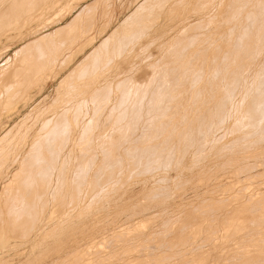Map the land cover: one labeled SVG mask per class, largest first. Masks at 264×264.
Returning a JSON list of instances; mask_svg holds the SVG:
<instances>
[{"label":"rangeland","instance_id":"obj_1","mask_svg":"<svg viewBox=\"0 0 264 264\" xmlns=\"http://www.w3.org/2000/svg\"><path fill=\"white\" fill-rule=\"evenodd\" d=\"M29 1L0 0V264H264V0Z\"/></svg>","mask_w":264,"mask_h":264},{"label":"bare ground","instance_id":"obj_2","mask_svg":"<svg viewBox=\"0 0 264 264\" xmlns=\"http://www.w3.org/2000/svg\"><path fill=\"white\" fill-rule=\"evenodd\" d=\"M28 1H29V0H28ZM32 1H33V0H32ZM29 2H31V1H29ZM257 3H258V2H257ZM8 4H9V3H8ZM26 5H27V4H26ZM9 6H10V5H9ZM13 6H14V5H13ZM36 6H37V4H36ZM243 7H244V6H243ZM256 7H257V6H256ZM261 7H262V5H261ZM33 8H34V7H33ZM262 8H263V7H262ZM9 9H10V8H9ZM19 9H20V11H21V8H19ZM237 9H238V8H237ZM237 9H236V10H237ZM242 9H243V8H242ZM34 10H35V9H34ZM87 10H88V9H87ZM239 10H240V9H239ZM0 11H1V9H0ZM46 11H47V10H46ZM234 11H235V10H234ZM245 11H246V10H245ZM13 12H14V11H13ZM28 12H29V11H28ZM42 12H43V11H42ZM240 12H241V11H240ZM243 12H244V9H243ZM255 12H256V11H255ZM263 12H264V11H263ZM32 13H33V12H32ZM236 13H237V12H236ZM246 13H247V12H246ZM252 13H253V12H252ZM33 14H34V13H33ZM238 14H239V12H238ZM249 15H250V12H249ZM249 15H248V16H249ZM1 16H2V15H1ZM13 16H15V15H13ZM13 16H12V17H13ZM232 16H233V15H232ZM246 16H247V15H246ZM255 16H256V15H255ZM257 16H258V15H257ZM259 16H260V15H259ZM12 17H9V18H12ZM88 17H89V16H88ZM252 17H253V15H252ZM252 17H251V19H252ZM25 18H26V17H25ZM243 19H244V18H243ZM262 19H263V18H262ZM10 20H11V19H10ZM0 21H1V20H0ZM4 21H5V20H4ZM86 21H87V20H86ZM246 21H247V20H246ZM251 21H252V20H251ZM251 21H250V22H251ZM258 21H259V20H258ZM260 21L262 22V20H260ZM7 22H8V21H7ZM232 22H233V21H232ZM244 22H245V21H244ZM253 22H254V21H253ZM263 22H264V21H263ZM252 24H253V23H252ZM210 25H211V24H210ZM230 25H231V24H230ZM243 25H244V24H243ZM250 25H251V24H249V26H250ZM253 25H254V24H253ZM260 25H261V24H260ZM260 25H258V26H260ZM0 26L2 27V25H0ZM7 26H9V25L7 24ZM7 26H6V27H7ZM13 26H14V25H13ZM256 26H257V25H256ZM26 27H27V25H26ZM203 27H204V26H203ZM243 27H244V26H243ZM246 27H247V26H246ZM238 28H239V26H238ZM247 28H248V27H247ZM257 28H258V27H257ZM2 29H3V28H2ZM25 29H26V28H25ZM236 29H237V28H236ZM245 29H246V28H245ZM245 29L243 28V31H244V32H248V31H245ZM260 29H261V26H260ZM262 29H264V28H262ZM198 30H199V29H198ZM232 30H233V29H232ZM247 30H248V29H247ZM253 30H254V28H253ZM16 31H17V30H16ZM94 31H95V30H94ZM250 31H251V30H250ZM256 31H257V30H256ZM261 31H262V30H261ZM263 31H264V30H263ZM263 31H262V32H263ZM4 32H5V31H4ZM65 32H66V31H65ZM200 32H201V31H200ZM254 32H255V31H254ZM257 32H258V31H257ZM238 33H239V32H238ZM259 33H261V32H259ZM259 33H258V34H259ZM239 34H240V33H239ZM19 35H20V34H18L17 37H18ZM261 35H262V34H261ZM263 35H264V34H263ZM263 35H262V36H263ZM10 36H11V35H10ZM200 36H201V35H200ZM222 36H223V35H222ZM238 36H239V35H238ZM243 36H244V33H243ZM249 36H250V34H249ZM252 36H255V35H252ZM8 37H9V36H8ZM245 37H246V36H245ZM245 37H244V38H245ZM250 37H251V36H250ZM258 37L262 38L260 35H259ZM219 38H220V37H219ZM234 38H235V37H234ZM260 38H258V40H260ZM75 39H76V38H75ZM235 39H236V38H235ZM245 39H246V38H245ZM249 39H252V38H249ZM254 39H255V38H254ZM70 40H71V39H70ZM72 40H73V39H72ZM197 40H198V39H197ZM261 40H263V39H261ZM41 41H42V40H41ZM230 41H231V39H230ZM233 41H234V40H233ZM245 41H246V40H245ZM245 41H243V43H245ZM254 41H255V40H254ZM69 42H70V41H69ZM71 42H72V41H71ZM180 42H181V41H180ZM191 42H192V41H191ZM255 42H256V41H255ZM201 43H202V41H201ZM213 43H214V42H213ZM234 43H235V42H234ZM241 43H242V42H241ZM241 43H239V45H240ZM248 43H249V42H248ZM258 43H260V42H258ZM189 44H190V43H188L186 46H188ZM191 44H192V43H191ZM226 44H227V43H226ZM250 44H251V43H250ZM253 44H254V42L252 43V45H253ZM3 45H4V44H3ZM182 45H183V44H182ZM235 45H236V44H235ZM239 45H238V46H239ZM242 45H243V44H242ZM262 45H263V43H262ZM35 46H36V45H35ZM186 46H185V48H186ZM190 46H191V45H190ZM209 46H210V44H209ZM238 46H237V47H238ZM243 46H244V45H243ZM257 46H258V45H257ZM28 47H29V46H28ZM178 47H179V46H178ZM183 47H184V46H183ZM192 47H193V46H192ZM235 47H236V46H235ZM235 47H234V48H235ZM258 47H259V46H258ZM260 47H261V46H260ZM200 48H201V47H200ZM206 48H207V47H206ZM242 48H243V47H242ZM34 49H35V48H34ZM183 49H184V48H183ZM187 49H189V47H187ZM202 49H203V48H202ZM236 49H237V48H236ZM238 49H239V47H238ZM244 49H246V48H244ZM252 49H254V48H252ZM260 49H261V48H260ZM178 50H179V49H178ZM254 50H255V49H254ZM220 51H221V50H220ZM220 51H219V52H220ZM259 51H260V50H259ZM239 52H240V51H239ZM245 52H246V51H245ZM251 52H252V51H251ZM263 52H264V51H263ZM169 53H170V52H169ZM172 53H173V52H172ZM174 53H175V52H174ZM191 53H192V52H191ZM232 53H233V52H232ZM253 53H254V52H253ZM253 53H252V54H253ZM259 53H260V52H259ZM197 54H198V53H197ZM252 54H251V55H252ZM56 55H57V54H56ZM195 55H196V53H195ZM185 56H186V55H185ZM215 56H216V55H215ZM223 56H224V55H223ZM236 56H237V54H236ZM239 56H240V55H239ZM241 56H242V55H241ZM247 56H248V55H247ZM247 56H246V57H247ZM253 56H254V55H253ZM41 57H42V56H41ZM176 57H177V56H176ZM216 57H217V56H216ZM225 57H227V56H225ZM228 57H229V56H228ZM173 58H174V57H173ZM178 58H180V57L178 56ZM195 58H196V57H195ZM239 58H241V57H239ZM242 58H243V57H242ZM244 58H245V57H244ZM212 59H213V57H212ZM40 60H41V59H39V61H40ZM181 60H182V59H181ZM228 60H229V58H228ZM235 60H236V59H235ZM235 60H234V61H235ZM240 60H241V59H240ZM247 60H248V59H247ZM251 60H252V59H251ZM41 61H42V60H41ZM44 61H45V60H44ZM191 61H192V59H191ZM196 61H197V60H196ZM214 61H215V60H214ZM216 61H217V59H216ZM231 61H232V59H231ZM167 62H168V61H167ZM221 62H222V60H221ZM242 62H243V60H242ZM249 62H251V61H249ZM188 63H189V62H188ZM215 63H216V62H215ZM222 63H223V62H222ZM226 63H227V62H226ZM237 63H238V62H237ZM36 64H37V63H36ZM38 64H39V63H38ZM191 64H192V63H191ZM230 64L232 65V63H230ZM238 64H239V63H238ZM240 64H241V63H240ZM250 64H251V63H250ZM172 65H173V64H172ZM189 65H190V64H189ZM212 65H213V64H212ZM223 65H224V64H223ZM225 65H226V64H225ZM228 65H229V64H228ZM231 65H230V67H231ZM42 66H43V65H42ZM52 66H53V65H52ZM217 66H218V65H217ZM217 66H216V67H217ZM244 66H245V65H244ZM211 67H212V66H211ZM213 67H214V66H213ZM219 67H220V65H219ZM242 67H243V66H242ZM242 67L240 66V68H242ZM49 68H50V67H49ZM171 68H172V67H171ZM222 68H223V67H222ZM19 69H20V68H19ZM172 69H173V68H172ZM172 69H171V70H172ZM186 69H187V68H186ZM186 69H185V70H186ZM220 69H221V68H220ZM226 69H227V68H226ZM17 70H18V69H17ZM47 70H48V69H47ZM175 70H176V69H175ZM187 70H188V69H187ZM192 70H193V68H192ZM200 70H201V69H200ZM216 70H219V69L216 68ZM15 71H16V70H15ZM33 71H34V70H33ZM167 71H170V70H167ZM190 71H191V70H190ZM239 71H240V69H239ZM239 71H238V73H239ZM262 71H263V70H262ZM34 72H35V71H34ZM42 72H43V71H42ZM172 72H173V71H172ZM214 72H215V71H214ZM223 72H224V71H223ZM263 72H264V71H263ZM168 73H169V72H168ZM184 73H185V72H183L182 75H184ZM186 73H187V72H186ZM231 73H232V72H231ZM13 74H14V73H13ZM35 74H36V73H35ZM175 74H176V73H175ZM188 74H189V73H188ZM199 74H200V73H199ZM202 74H203V73H202ZM207 74H208V73H207ZM234 74H236V73H234ZM258 74H259V73H258ZM262 74H263V73H262ZM16 75H18V74L16 73ZM31 75H32V74H31ZM186 75H187V74H186ZM231 75H232V74H231ZM237 75H238V74H237ZM170 76H171V75H170ZM179 76H180V75H179ZM184 76H185V75H184ZM188 76H189V75H188ZM195 76H196V75H195ZM200 76H202V75H200ZM200 76H199V77H200ZM239 76H241V74H240ZM14 77H16V76H14ZM34 77H35V76H34ZM163 77H164V76H163ZM173 77H174V75H173ZM231 77H232V76H231ZM237 77H238V76H237ZM167 78H168V77H167ZM179 78H180V77H179ZM182 78H183V76H182ZM192 78H193V77H192ZM215 78H216V77H215ZM218 78H219V77H218ZM260 78H261V77H260ZM28 79H29V78H28ZM152 79H154V78H152ZM186 79H187V78H186ZM186 79H185V81H186ZM200 79H201V78H200ZM210 79H212V76H211ZM227 79H228V78H227ZM230 79H232V78H230ZM230 79H229V80H230ZM35 80H36V79H35ZM162 80H163V79H162ZM165 80H166V79H165ZM174 80H175V79H174ZM174 80H173V81H174ZM213 80H214V78H213ZM31 81H32V80H31ZM153 81H154V80H153ZM194 81H195V80H194ZM216 81H217V80H216ZM234 81H235V77H234ZM236 81H237V80H236ZM239 81H240V80H239ZM244 81H245V80H244ZM259 81H261V83H258L259 85H258V84H257V85L260 86V89H261V87H262L261 85H262L263 79H261V80H259ZM150 82H151V81H150ZM171 82H172V80H171ZM175 82H176V81H175ZM186 82H187V81H186ZM213 82H214V81H213ZM23 83H24V82H23ZM163 83H164V81H163ZM166 83H167V82H166ZM181 83H183V82H181ZM217 83H218V82H217ZM229 83H230V82H229ZM3 84H4V83H3ZM24 84H25V83H24ZM24 84H23V85H24ZM128 84H129V82H128ZM138 84H139V83H138ZM140 84H141V83H140ZM172 84H174V83H172ZM179 84H180V83H179ZM183 84H184V83H183ZM198 84H199V83H198ZM236 84H237V83H236ZM260 84H261V85H260ZM17 85H18V84H17ZM157 85H158V84H157ZM170 85H171V84H170ZM190 85H192V84H190ZM195 85H196V84H195ZM195 85H194V86H195ZM229 85H230V84H229ZM232 85H233V84H232ZM232 85H230V86H232ZM252 85H254V83H253ZM15 86H16V85H15ZM20 86H21V85H20ZM148 86H149V84H148ZM148 86H147V87H148ZM158 86H159V85H158ZM161 86H162V85H161ZM164 86H165V85H164ZM173 86H174V85H173ZM181 86H182V85H181ZM215 86H216V85H215ZM258 86H257V87H258ZM156 87H157V86H156ZM159 87H160V86H159ZM165 87H166V86H165ZM208 87H209V86H208ZM217 87H218V86H217ZM228 87H229V86H228ZM233 87H234V86H233ZM237 87H238V86H237ZM250 87H251V86H250ZM13 88H14V87H13ZM31 88H32V87H31ZM41 88H42V87H41ZM140 88H141V86H140ZM176 88H177V87H176ZM192 88H193V87H192ZM225 88H226V87H225ZM225 88H224V90L227 89V88H226V89H225ZM238 88H240V87H238ZM263 88H264V86H263ZM2 89H3V88H2ZM125 89H126V88H125ZM136 89H138V87H137ZM177 89H178V88H177ZM197 89H198V88H197ZM209 89H210V88H209ZM234 89H235V88H234ZM252 89H253V88H252ZM256 89H257V88H256ZM256 89H255V90H256ZM258 89H259V87H258ZM20 90H21V88H20ZM156 90H158V88H157ZM229 90H231V89L229 88ZM126 91H129V90H126ZM126 91H125V92H126ZM141 91H142V89H141ZM145 91H146V90H145ZM158 91H159V90H158ZM162 91H163V90H162ZM198 91H199V90H198ZM232 91H233V90H232ZM236 91H237V90H236ZM262 91H264V89L261 90L260 92L262 93ZM19 92H20V91H19ZM125 92H124V93H125ZM137 92H139V90L136 91V93H137ZM148 92H149V91H148ZM148 92L146 91V93H148ZM159 92H160V91H159ZM164 92H165V91H164ZM255 92L257 93V90H256ZM260 92H259V90H258V94H259V95L257 94L258 97H259V96H260V97L262 96V95H260ZM3 93H4V92H3ZM25 93H26V92H25ZM126 93H127V92H126ZM143 93H144V91H143ZM153 93H154V92H153ZM156 93L158 94V92H156ZM197 93H198V92H197ZM200 93H201V92H200ZM206 93H207V92H206ZM224 93H225V92H224ZM234 93H235V92H234ZM263 93H264V92H263ZM263 93H262V94H263ZM10 94H11V93H10ZM12 94H13V93H12ZM18 94H19V93H18ZM128 94H129L128 97H130V93H129V92H128ZM144 94H145V93H144ZM154 94H155V93H154ZM157 94H155V95L158 96ZM230 94H231V93H230ZM24 95H25V94H24ZM27 95H28V94H27ZM134 95H135V94H134ZM134 95H133V96H134ZM138 95H139V94H138ZM200 95H201V94H200ZM207 95H208V94H207ZM217 95H218V94H217ZM254 95H256V94L254 93ZM141 96H142V95H141ZM153 96H154V95H153ZM160 96H161V95H160ZM160 96H159V97H160ZM165 96H166V95H165ZM194 96L196 97V95H194ZM201 96H202V95H201ZM211 96H212V94H211ZM222 96H223V95H222ZM263 96H264V95H263ZM263 96H262V97H263ZM1 97H2V96H1ZM10 97H11V96H10ZM95 97H96V96H95ZM135 97H136V96H135ZM218 97H219V96H218ZM220 97H221V95H220ZM220 97H219V98H220ZM231 97H232V96H231ZM250 97H251V96H250ZM124 98H125V97H124ZM124 98H123V99H124ZM138 98H139V96L137 97V99H138ZM140 98H141V97H140ZM142 98H143V97H142ZM173 98H174V97H173ZM180 98H181V97H180ZM198 98L200 99V97H198ZM207 98H208V97H207ZM213 98H216V97H213ZM254 98L257 99L256 96H253V100H255ZM9 99H10V98H9ZM128 99H129V98H128ZM145 99H146V98H145ZM145 99H144V100H145ZM153 99H154V97H153ZM155 99H156V98H155ZM157 99H159V98H157ZM161 99L164 100V97L161 98ZM167 99H168V98H167ZM194 99H195V98H194ZM222 99H226V98H222ZM231 99H232V98H231ZM241 99H242V98H241ZM251 99H252V98H251ZM96 100H97V99H96ZM96 100H95V101H96ZM151 100H152V99H150V101H151ZM169 100H170V99H169ZM171 100H172V99H171ZM257 100H259V102L263 101L262 99H257ZM257 100H255L256 102L254 101V102L256 103V105H258V104H257ZM260 100H261V101H260ZM119 101L122 102L121 100H119ZM130 101H131V100H130ZM135 101H136V99H135ZM137 101H138V100H137ZM140 101H142V100L140 99ZM159 101H160V100H159ZM192 101H193V100H192ZM200 101H201V100H200ZM218 101H219V99H218ZM220 101H221V100H220ZM125 102H126V98H125ZM166 102H167V101H166ZM194 102H195V100H194ZM197 102H198V101H197ZM224 102H225V101H224ZM249 102H251V103L253 104V102H252L251 100H250ZM122 103H123V102H122ZM126 103H127V102H126ZM151 103H152V102H151ZM162 103H164V102L162 101ZM263 103H264V101L261 102V103H259V106H260L261 104H262V105H261L260 108H259V106H258V109L264 108V107H262V106H264ZM2 104H3V103H2ZM127 104H128V103H127ZM130 104H131V103H130ZM132 104H133V103H132ZM164 104H165V103H164ZM238 104H239V103H238ZM252 104H251V105H252ZM123 105H124V104H123ZM133 105H134V104H133ZM160 105H162V104H160ZM192 105H194V104H192ZM217 105H218V104H217ZM222 105H223V104H222ZM241 105H242V104H241ZM247 105H248V104H247ZM249 105H250V104H249ZM1 106H2V105H1ZM4 106H5V105H4ZM128 106H129V105H128ZM150 106H151V105H150ZM245 106H246V105H245ZM253 106H255V105H253ZM151 107H152V109H153V103H152V106H151ZM156 107H157V105H156ZM158 107H159V106H158ZM188 107H189V106H188ZM212 107H214V106H212ZM226 107H227V106H226ZM251 107H252V106H251ZM126 108H127V107H126ZM126 108H125V109H126ZM133 108H134V107H133ZM159 108H160V107H159ZM218 108L221 109L219 106H218ZM246 108H249V106H247ZM246 108H245V110H246ZM253 108H254V107H252L250 110L252 111ZM169 109H170V108H169ZM171 109H172V108H171ZM224 109H225V108H224ZM237 109H238V108H237ZM127 110H128V109H127ZM153 110H154V109H153ZM156 110H157V109H156ZM183 110H184V109H183ZM247 110H248V109H247ZM254 110L257 111V107H256ZM254 110H253V111H254ZM261 110H262V109H261ZM261 110H259V114H261V112L264 111V110H263V111H261ZM5 111H7V110H5ZM8 111H9V110H8ZM131 111H132V110H131ZM142 111H143V109H142ZM147 111H148V110H147ZM171 111H172V110H171ZM219 111H220V110H219ZM251 111H250V113H249V112H248V113L251 114V113L253 112V111H252V112H251ZM256 111H254V113H255ZM17 112H19V111H17ZM121 112H122V111H121ZM121 112H120V113H121ZM139 112H140V111H139ZM149 112H150V111H149ZM152 112H153V111H152ZM152 112H151V113H152ZM154 112H155V111H154ZM156 112H157V111H156ZM167 112H168V111H167ZM188 112H189V111H188ZM222 112H223V111H222ZM123 113H124V111H123ZM125 113H126V112H125ZM132 113H133V112H132ZM132 113H131V114H132ZM140 113H141V112H140ZM140 113H139V114H140ZM144 113H145V112H144ZM164 113H165V112H164ZM190 113H191V112H190ZM197 113H198V112H197ZM213 113H214V112H213ZM215 113H216V110H215ZM219 113H221V112H219ZM234 113H235V111H234ZM245 113H247V112H244V113H243V116H244ZM257 113H258V112L255 113V116H256ZM133 114H134V113H133ZM137 114H138V113H137ZM152 114H153V113H152ZM168 114H169V113H168ZM194 114H196V112H195ZM239 114H240V112H239ZM122 115H123V114H122ZM134 115H135V114H134ZM146 115H147V114H146ZM146 115H145V116H146ZM160 115H161V114H160ZM206 115H207V114H206ZM210 115H211V114H210ZM246 115H247V114H246ZM246 115H245V116H246ZM251 115H252V116H250V117H253V113H252ZM123 116H125V114H124ZM127 116H128V115H127ZM141 116H142V115H141ZM161 116H162V115H161ZM211 116H212V115H211ZM211 116H210V117H211ZM214 116H215V115H214ZM216 116H217V115H216ZM228 116H229V115H228ZM259 116H260V115L257 114L256 117H259ZM98 117H99V116H98ZM119 117H120V115H119ZM159 117H160V116H159ZM218 117H219V115H218ZM220 117H221V116H220ZM256 117H255V122L259 121V120H257L258 118H256ZM117 118H118V117H117ZM124 118H125V117H124ZM135 118H136V117H135ZM172 118H173V117H172ZM172 118H171V119H172ZM181 118H182V117H181ZM184 118H185V117H184ZM230 118H231V117H230ZM233 118H234V117H233ZM235 118H236V117H235ZM240 118H241V116H240ZM248 118H249V117H248ZM259 118H262V116L259 117ZM263 118H264V116H263ZM263 118H262L261 122L263 121ZM137 119H138V118H137ZM154 119H155V118H154ZM168 119H169V118H168ZM200 119H201V118H200ZM217 119H218V118H217ZM245 119H246V118H245ZM149 120H150V119H149ZM184 120H185V119H184ZM202 120H203V119H202ZM205 120H206V118H205ZM230 120H231V119H230ZM238 120H239V119H238ZM250 120H253V121H254V119H252V118H251ZM256 120H257V121H256ZM90 121H93V120H90ZM132 121H133V120H132ZM196 121H198V120H196ZM200 121H201V120H200ZM211 121H213V120H211ZM223 121H224V120H223ZM172 122H173V121H172ZM198 122H199V121H198ZM207 122H208V121H207ZM207 122H206V123H207ZM243 122H244V121H243ZM261 122H260V123H261ZM89 123L92 124V122H89ZM128 123H129V122H128ZM134 123H135V122H134ZM180 123H182V122H180ZM193 123H194V122H193ZM221 123H222V122H220V124H221ZM251 123L253 124V122H251ZM257 123H259V122H257ZM260 123H259V124H260ZM57 124H58V123H57ZM163 124H164V123H163ZM176 124H177V123H176ZM182 124H183V123H182ZM190 124H191V123H190ZM220 124H219V125H220ZM223 124H224V123H223ZM237 124H238V123H237ZM255 124H256V123H255ZM61 125H62V124H61ZM66 125H67V122H66ZM88 125H89V124H88ZM178 125H179V124H178ZM201 125H202V124H201ZM208 125H209V124H208ZM242 125H243V124H242ZM256 125H258V124H256ZM132 126H133V125H132ZM190 126H191V125H190ZM210 126H211V124H210ZM64 127H65V126H64ZM129 127H130V126H129ZM149 127H150V126H149ZM164 127H165V126H164ZM173 127H174V126H173ZM180 127H181V124H180ZM203 127H204V125H203ZM203 127H201V128H203ZM208 127H209V126H208ZM217 127H218V126H217ZM242 127H243V126H242ZM242 127H241V128H242ZM248 127H249V125H248ZM122 128H123V127H122ZM124 128H125V127H124ZM168 128H169V126H168ZM171 128H172V127H171ZM174 128H175V127H174ZM192 128H193V127H192ZM235 128H236V127H235ZM60 129H61V128H60ZM60 129L58 128V130H60ZM63 129H64V128H63ZM143 129H144V128H143ZM162 129H163V128H162ZM165 129H166V127H165ZM222 129H223V128H222ZM247 129H248V128H247ZM247 129H246V130H247ZM254 129H255V128H254ZM261 129H262V128H261ZM261 129H260V130H261ZM159 130H160V128H159ZM195 130H196V129H195ZM199 130H200V129H199ZM201 130H202V129H201ZM204 130H205V128H204ZM230 130H231V129H230ZM255 130H256V129H255ZM53 131H54V130H53ZM56 131H57V130H56ZM64 131H65V130H64ZM126 131H127V130H126ZM137 131H138V130H137ZM162 131H163V130H162ZM162 131H161V132H162ZM178 131H179V130H178ZM232 131H234V130H232ZM232 131H231V132H232ZM250 131H253V129L250 130ZM258 131H259V130H258ZM262 131H263V130H262ZM58 132H59V131H58ZM123 132H124V131H123ZM185 132L187 133V130H186ZM185 132H184V133H185ZM200 132H201V131H200ZM263 132H264V131H263ZM140 133H141V132H140ZM143 133H144V132H143ZM190 133H191V132H190ZM196 133H197V132H196ZM203 133H204V132H203ZM206 133H207V132H206ZM232 133H233V132H232ZM260 133H261V132H260ZM120 134H121V133H120ZM124 134H125V133H124ZM147 134H148V133H147ZM199 134H200V133H199ZM250 134H251V133H250ZM262 134H263V133H262ZM55 135H56V134H55ZM65 135H66V134H65ZM112 135H113V134H112ZM117 135H118V133H117ZM122 135H123V134H122ZM133 135H134V134H133ZM135 135H136V134H135ZM148 135H149V134H148ZM150 135H151V134H150ZM160 135H161V134H160ZM171 135H172V134H171ZM171 135H170V136H171ZM179 135H181V134H179ZM182 135H183V134H182ZM187 135H188V133L186 134V136H187ZM207 135H208V133H207ZM223 135H224V134H223ZM251 135H252V134H251ZM48 136H49V135H48ZM155 136H156V135H155ZM155 136H154V138H155ZM183 136H184V135H183ZM186 136H185V137H186ZM228 136H229V135H228ZM252 136H253V135H252ZM254 136H255V135H254ZM123 137H124V136H123ZM148 137H149V136H148ZM152 137H153V136H152ZM158 137H159V136H158ZM165 137H166V136H165ZM188 137H189V135L187 136V138H188ZM200 137H201V136H200ZM47 138H48V137H47ZM51 138H52V137H51ZM60 138H61V137H60ZM64 138H67V137H64ZM91 138H92V137H91ZM154 138H153V139H154ZM193 138H194V137H193ZM193 138H192V139H193ZM242 138H243V137H242ZM242 138H241V139H242ZM44 139H45V137H44ZM126 139H127V138H126ZM140 139H141V138H140ZM146 139H147V138H146ZM150 139H151V137H150ZM177 139H178V138H177ZM192 139H191V140H192ZM237 139H238V138H237ZM241 139H240V140H241ZM57 140H58V139H57ZM99 140H100V139H99ZM137 140H138V139H137ZM137 140H136V141H137ZM154 140H155V139H154ZM185 140H186V139H185ZM189 140H190V139H189ZM193 140H194V139H193ZM195 140H196V139H195ZM246 140H247V139H246ZM42 141H43V139H42ZM66 141H67V139H66ZM77 141H78V140H77ZM81 141H82V140H81ZM89 141H90V140H89ZM93 141H94V140H93ZM116 141H117V140H116ZM162 141H163V140H162ZM179 141H180V139H179ZM198 141H199V140H198ZM219 141H220V140H219ZM238 141H239V140H238ZM243 141H244V138H243ZM243 141H242V142H243ZM44 142H45V140H44ZM46 142H47V141H46ZM54 142H55V141H54ZM54 142H53V144H54ZM111 142H112V141H111ZM125 142H126V141H125ZM159 142H160V140H159ZM168 142H169V141H168ZM181 142H182V141H181ZM184 142H185V141H184ZM187 142H188V141H187ZM50 143H51V142H50ZM57 143H59V141H58ZM63 143H64V142H63ZM117 143H118V142H117ZM119 143H120V142H119ZM145 143H147V142H144V144H145ZM164 143H165V141H164ZM182 143H183V142H182ZM200 143H201V142H200ZM216 143H217V142H216ZM231 143H232V142H231ZM234 143H236V142H234ZM138 144H139V143H138V141H137V146H138ZM141 144H143V143L141 142ZM148 144H150V143H148ZM168 144H169V143H168ZM35 145H36V144H35ZM35 145H34V146H35ZM154 145H155V144H154ZM161 145H162V144H161ZM179 145H180V144H179ZM187 145H188V144H187ZM190 145H192V143H191ZM213 145H214V144H213ZM34 146H33V148H34ZM45 146H46V145H45ZM47 146H49V145H47ZM58 146H59V145H58ZM60 146H61V144H60ZM133 146H134V145H133ZM137 146H136V148H138ZM141 146H142V145H141ZM165 146H166V144H165ZM185 146H186V145H185ZM192 146H193V145H192ZM234 146H235V145H234ZM234 146H232V147H234ZM36 147H37V146H36ZM43 147H44V146H43ZM61 147H62V146H61ZM131 147H132V146H131ZM139 147H140V146H139ZM145 147H146V146H145ZM154 147H155V146H154ZM156 147H157V146H156ZM181 147H182V146H181ZM188 147H189V146H188ZM197 147H198V146H197ZM205 147H206V146H205ZM245 147H246V146H245ZM37 148H39V147H37ZM62 148H64V147H62ZM126 148H128V147H126ZM129 148H130V144H129ZM132 148H133V147H132ZM146 148H147V147H146ZM148 148H149V147H148ZM161 148H162V147H161ZM164 148H165V147H164ZM182 148H183V147H182ZM192 148H193V147H192ZM226 148H227V146H226ZM59 149H61V148H59ZM59 149H58V150H59ZM93 149H94V148H93ZM157 149H158V148H157ZM194 149H195V148H194ZM197 149H198V148H197ZM201 149H202V147H201ZM34 150H35V148H34ZM141 150H142V149H141ZM160 150H161V149H160ZM162 150H163V149H162ZM169 150H170V148H169ZM181 150H182V149H181ZM210 150H211V149H210ZM224 150H226V149H224ZM37 151H39V149H38ZM50 151H51V150H50ZM61 151H63V150H61ZM91 151H92V150H91ZM122 151H123V150H122ZM131 151H132V150H131ZM143 151H144V150H143ZM146 151H147V150H146ZM149 151H150V150H149ZM187 151H188V150H187ZM202 151H203V150H202ZM57 152H58V151H57ZM59 152H60V150H59ZM101 152H102V151H101ZM124 152H125V151H124ZM128 152H129V151H128ZM139 152H140V151H139ZM152 152H153V151H152ZM157 152H158V151H157ZM182 152H185V151H182ZM194 152H196V151H194ZM253 152H254V151H253ZM258 152H259V151H258ZM258 152H257V153H258ZM260 152H261V151H260ZM45 153H46V152H45ZM55 153H56V152H55ZM136 153H137V151H136ZM148 153H149V152H148ZM155 153H156V152H155ZM180 153H181V152H180ZM199 153H200V152H199ZM48 154H49V153H48ZM59 154H60V153H59ZM102 154H103V153H102ZM139 154H140V153H138V156H139ZM144 154H145V153H144ZM185 154H186V153H185ZM244 154H245V153H244ZM251 154H252V153H251ZM32 155H33V154H32ZM85 155H86V153H85ZM98 155H99V154H98ZM100 155H101V154H100ZM107 155H108V154H107ZM130 155H131V154H130ZM134 155H135V152H134ZM141 155H142V154H141ZM141 155H140V156H141ZM146 155H147V154H146ZM166 155H167V154H166ZM235 155H237V154H235ZM249 155H250V154H249ZM86 156H87V155H86ZM142 156H143V155H142ZM168 156H169V155H168ZM168 156H167V157H168ZM172 156H173V155H172ZM172 156H171V157H172ZM181 156H182V155H181ZM232 156L234 157V155H232ZM240 156H241V153H240ZM240 156H239V157H240ZM242 156H243V155H242ZM244 156H246V155H244ZM247 156H248V155H247ZM250 156H251V155H250ZM259 156H260V155H259ZM41 157H42V156H41ZM48 157H49V156H48ZM50 157H51V156H50ZM57 157H59V156H57ZM84 157H85V156H84ZM89 157H90V156H89ZM116 157H117V156H116ZM136 157H137V156H136ZM157 157H158V154H157ZM165 157H166V156H165ZM165 157L163 156V158H165ZM169 157H170V156H169ZM171 157H170V158H171ZM173 157H174V156H173ZM183 157H184V156H183ZM44 158H45V157H44ZM137 158L139 159L140 157H137ZM144 158H145V157H144ZM152 158H153V157H152ZM35 159H37V158H35ZM55 159H57V158H55ZM80 159H81V158H80ZM100 159H101V156H100ZM145 159H146V158H145ZM147 159H148V158H147ZM149 159H150V157H149ZM239 159H240V158H239ZM40 160H42V159H40ZM101 160H102V159H101ZM116 160H117V158H116ZM126 160H127V159H126ZM160 160H161V159H160ZM182 160H183V159H182ZM219 160H220V159H219ZM242 160H243V159H242ZM56 161H58V160H56ZM155 161H158V160L155 159ZM171 161H172V160H171ZM180 161H181V160H180ZM101 162H103V161H101ZM108 162H109V160H108ZM110 162H111V161H110ZM126 162H127V161H126ZM129 162H130V161H129ZM131 162H132V160H131ZM134 162H135V161H134ZM143 162H144V161H143ZM153 162H154V161H153ZM158 162L160 163V161H158ZM165 162H166V161H165ZM165 162H164V163H165ZM219 162H220V161H219ZM227 162H228V161H227ZM231 162H232V161H231ZM249 162H250V161H249ZM257 162H258V161H257ZM54 163H55V162H54ZM54 163H53V164H54ZM105 163H106V162H105ZM113 163H114V162H113ZM115 163H116V162H115ZM115 163H114V164H115ZM148 163H149V165H151V164H150L151 162H148ZM159 163L156 164V162H155V165H158ZM235 163H236V162H235ZM243 163H245V162H243ZM243 163H241V164H243ZM111 164H112V163H111ZM144 164H145V163H144ZM144 164H142V165H144ZM162 164H163V163H162ZM171 164H172V162H171ZM178 164H179V163H178ZM181 164H182V163H181ZM218 164H219V163H218ZM231 164H232V163H231ZM237 164H238V163H237ZM246 164H247V163H246ZM112 165H113V164H112ZM112 165H111V166H112ZM164 165H165V164H164ZM224 165H225V164H224ZM79 166H80V165H79ZM160 166H161V165H160ZM167 166H168V165H167ZM225 166H226V165H225ZM258 166H259V165H258ZM260 166H261V165H260ZM112 167H113V166H112ZM138 167H139V166H138ZM140 167H141V166H140ZM151 167H152V166H151ZM151 167H149V168H151ZM211 167H212V166H211ZM28 168H29V167H28ZM80 168H81V166H80ZM229 168H230V167H229ZM48 169H49V168H48ZM86 169H87V168H86ZM134 169H135V168H134ZM155 169H156V168H155ZM158 169H159V168H158ZM160 169H161V168H160ZM217 169H218V168H217ZM221 169H222V168H221ZM221 169H220V170H221ZM223 169H224V168H223ZM225 169H226V168H225ZM231 169H232V168H231ZM256 169H257V168H256ZM260 169H261V168H260ZM33 170H34V168H33ZM75 170H76V168H75ZM79 170H80V169H79ZM137 170H138V169H137ZM142 170H144V169H141L140 171H142ZM220 170H219V171H220ZM241 170H242V169H241ZM247 170H248V169H247ZM80 171H81L80 173H82V170H80ZM83 171H84V170H83ZM105 171H106V170H105ZM127 171H128V170H127ZM138 171H139V170H138ZM157 171H158V170H157ZM166 171H167V170H166ZM238 171H240V170H238ZM248 171H249V170H248ZM53 172H54V171H53ZM94 172H97V171H94ZM155 172H156V171H155ZM161 172H162V171H161ZM211 172H212V171H211ZM213 172H214V171H213ZM226 172H227V171H226ZM263 172H264V171H263ZM75 173H76V172H75ZM78 173H79V172H78ZM112 173H113V172H112ZM125 173H126V170H125ZM129 173H130V172H129ZM139 173H140V172H139ZM143 173H144V172H143ZM76 174H77V173H76ZM109 174H110V173H109ZM117 174H118V173H117ZM146 174H147V173H146ZM146 174H144V176H145ZM216 174H218V172H217ZM252 174H253V173H251V176H252ZM50 175L52 176V174H50ZM72 175H73V174H72ZM118 175H119V174H118ZM134 175H135V174H134ZM198 175H199V174H198ZM207 175H208V174H207ZM207 175H206V176H207ZM243 175H244V174H243ZM248 175H250V174L248 173ZM43 176H44V175H43ZM77 176H78V175H77ZM80 176H81V174H80ZM110 176H111V175H110ZM110 176H108V177H110ZM129 176H130V174H129ZM129 176H127V177H129ZM132 176H133V175H132ZM147 176H148V175H147ZM206 176H205V177H206ZM208 176H209V175H208ZM211 176H212V175H211ZM220 176H221V175H220ZM236 176H237V175H236ZM256 176H257V175H256ZM33 177H34V175H33ZM108 177H107V178H108ZM134 177H135V176H134ZM138 177H139V175H138ZM142 177H143V176H142ZM218 177H219V176H218ZM248 177H249V176H248ZM29 178H30V177H29ZM47 178H48V176H47ZM105 178H106V177H105ZM105 178H104V179H105ZM107 178H106V179H107ZM110 178H111V177H110ZM136 178H137V177H136ZM246 178H247V177H246ZM246 178H245V179H246ZM249 178H251V177H249ZM257 178H258V177H257ZM257 178H255V180H256ZM78 179H79V178H78ZM100 179H101V178H100ZM106 179H105V181H106ZM126 179H127V178H126ZM132 179H133V178H132ZM134 179H135V178H134ZM134 179H133V180H134ZM206 179H207V178H206ZM238 179H239V180H238L237 182L240 183L241 180H240V178H238ZM260 179H262V176H261ZM260 179H259V180H260ZM24 180H25V179H24ZM111 180H112V179H111ZM136 180H137V179H136ZM161 180H163V179H161ZM161 180H160V181H161ZM219 180H220V179H219ZM58 181H60V178H59ZM72 181H73V180H72ZM108 181H109V178H108ZM120 181H121V180H120ZM123 181H124V180H123ZM134 181H135V180H134ZM155 181H156V180H155ZM158 181H159V180H158ZM158 181H157V182H158ZM230 181H231V180H230ZM242 181H243V180H242ZM253 181H254V180H253ZM22 182H24V181H22ZM29 182H30V181H29ZM38 182H40V181H38ZM98 182H99V181H98ZM98 182H97V183H98ZM113 182H114V181H113ZM127 182H128V181H127ZM161 182H162V181H161ZM163 182H164V181H163ZM234 182H236V181H234ZM249 182H250V181H249ZM260 182H261V181H260ZM260 182H259V183H260ZM27 183H28V182H27ZM48 183H49V182H48ZM58 183H59V182H58ZM62 183H63V182H62ZM82 183H83V182H82ZM92 183H93V182H92ZM103 183H104V182H103ZM115 183L117 184V182H115ZM115 183H114V184H115ZM124 183H125V182H124ZM188 183H189V182H188ZM232 183H233V182H231L230 184H232ZM254 183H256V182H254ZM254 183H253V184H254ZM25 184H26V183H25ZM28 184H29V183H28ZM71 184H72V183H71ZM73 184H74V183H73ZM79 184H80V183H79ZM107 184H108V183H107ZM153 184H154V183H153ZM160 184H161V183H160ZM163 184H165V183H163ZM184 184H185V183H184ZM210 184H211V183H210ZM234 184H236V183H234ZM93 185H94V184H93ZM104 185H105V184H104ZM104 185H103L102 187H104ZM194 185H195V184H194ZM222 185H223V184H222ZM248 185H249V184H248ZM250 185H251V184H250ZM24 186H25V185H24ZM87 186H88V185H87ZM112 186H113V185H112ZM114 186H116V185H114ZM244 186H245V185H244ZM253 186H254V185H253ZM14 187H15V185H14ZM58 187L60 188V186H58ZM98 187H99V186H98ZM125 187H126V186H125ZM194 187H195V186H194ZM213 187H214V186H213ZM261 187H262V186H261ZM261 187H260V190H261ZM25 188H26V187H25ZM27 188H28V187H27ZM86 188H87V187H86ZM90 188H91V187H90ZM119 188H120V187H119ZM167 188H168V187H167ZM74 189H75V188H74ZM84 189H85V188H84ZM88 189H89V188H88ZM95 189H96V187H95ZM179 189H180V188H179ZM209 189H210V188H209ZM217 189H220V188L217 187ZM221 189H222V188H221ZM221 189H220V190H221ZM44 190H45V189H44ZM55 190H56V189H55ZM97 190H98V189H97ZM232 190H233V189H232ZM15 191H16V190H15ZM20 191H21V190H20ZM22 191H23V190H22ZM71 191H72V190H71ZM94 191H95V190H94ZM114 191H115V190H114ZM182 191H183V190H182ZM222 191H223V190H222ZM226 191H227V190H226ZM239 191H241V190H239ZM243 191H244V190H242V192H243ZM16 192H17V191H16ZM33 192H34V191H33ZM75 192H76V191H75ZM85 192H86V191H85ZM115 192H116V191H115ZM117 192H118V191H117ZM117 192H116V193H117ZM210 192H211V190H210ZM214 192H216V191H214ZM219 192H220V191H219ZM252 192H253V191H252ZM29 193H30V192H29ZM48 193H49V192H48ZM69 193H70V192H69ZM113 193H114V192H113ZM227 193H228V191H227ZM239 193H241V192H239ZM262 193H263V192H262ZM15 194H16V193H15ZM165 194H166V193H165ZM195 194H196V193H195ZM209 194H210V193H209ZM213 194H214V193H213ZM215 194H216V193H215ZM222 194H223V193H222ZM229 194H230V192H229ZM244 194H245V193H244ZM260 194H261V193H260ZM37 195H38V194H37ZM50 195H51V194H50ZM57 195H58V194H57ZM72 195H73V194H72ZM74 195H75V194H74ZM81 195H82V194H81ZM81 195H80V196H81ZM87 195L90 196L91 194H90V195L87 194ZM110 195H111V194H110ZM206 195H207V194H206ZM52 196H53V195H52ZM55 196H56V195H55ZM55 196H54V197H55ZM149 196H150V195H149ZM151 196H153V195L151 194ZM164 196H165V195H164ZM212 196H213V195H212ZM212 196H211V197H212ZM214 196H215V195H214ZM218 196H219V195H218ZM218 196H216V198H217ZM220 196H221V195H220ZM220 196H219V197H220ZM225 196H226V194H225ZM245 196H246V195H245ZM245 196L242 197V198H245ZM251 196H252V194H251ZM253 196H254V195H253ZM14 197H16V196H14ZM35 197H36V196H35ZM78 197H79V196H78ZM207 197H208V196H207ZM222 197H223V196H222ZM226 197H227V196H226ZM226 197H225V200H226ZM237 197H239V196H237ZM52 198H53V197H52ZM73 198H74V197H73ZM149 198H150V197H148V199H149ZM163 198H164V197H163ZM250 198H251V197H250ZM18 199H19V198H18ZM36 199H37V198H36ZM38 199H39V198H38ZM38 199H37V200H38ZM42 199H44V198H42ZM46 199H47V197H46ZM61 199H62V198H61ZM86 199H87V198H86ZM157 199H158V198H157ZM157 199H156V200H157ZM167 199H168V198H167ZM167 199H166V200H167ZM239 199H240V198H239ZM13 200H14V199H13ZM33 200H34V199H33ZM53 200H54V199H53ZM57 200H58V199H57ZM64 200H65V198H64ZM79 200H80V199H79ZM107 200H108V199H107ZM217 200H219V199L217 198ZM225 200H223V202H224ZM229 200H230V199H229ZM44 201H45V200H44ZM50 201H51V200H50ZM67 201H68V200H67ZM82 201H83V200H82ZM231 201H232V200H231ZM62 202H63V201H62ZM84 202H86V201H84ZM146 202H147V201H146ZM168 202H169V201H168ZM186 202H187V201H186ZM225 202H226V201H225ZM259 202H260V201H259ZM43 203H44V202H43ZM82 203H83V202H82ZM173 203H174V202H173ZM235 203H236V202H235ZM253 203H254V202H253ZM20 204H21V203H20ZM47 204H48V203H47ZM72 204H73V203H72ZM171 204H172V203H171ZM178 204H180V203H178ZM212 204H213V203H212ZM215 204H216V203H215ZM215 204H214V205H215ZM219 204H220V203H219ZM223 204H224V203H223ZM237 204H238V203H237ZM257 204H258V203H257ZM32 205H33V204H32ZM75 205H76V204H75ZM79 205H80V204H79ZM79 205H78V206H79ZM81 205H82V204H81ZM233 205H234V204H233ZM83 206H84V205H83ZM146 206H147V205H146ZM165 206H166V205H165ZM179 206H180V205H179ZM28 207H29V206H28ZM43 207H45V206H43ZM177 207H178V206H177ZM177 207H176V208H177ZM223 207H224V206H223ZM251 207H252V205H251ZM254 207H255V206H254ZM10 208H11V207H10ZM14 208H15V207H14ZM95 208H96V207H95ZM225 208H226V207H225ZM225 208H222V209L225 210ZM248 208H249V207H248ZM252 208H253V207H252ZM21 209H22V206H21ZM168 209H169V207H168ZM210 209H211V207H210ZM212 209H213V208H212ZM212 209H211V210H212ZM214 209H215V208H214ZM219 209H220V207H219ZM219 209H217V210L219 211ZM240 209H241V208H240ZM257 209H259V208H257ZM165 210H166V209H165ZM217 210H216V211H217ZM226 210H227V209H226ZM254 210H256V209H254ZM93 211H94V210H93ZM212 211H214V210H212ZM249 211H250V210H249ZM29 212H32V211H29ZM151 212H152V211H151ZM222 212H223V211H222ZM226 212H227V211H226ZM235 212H237V211H235ZM24 213H25V212H24ZM148 213H149V212H148ZM159 213H160V212H159ZM166 213H167V212H166ZM213 213H214V212H213ZM241 213H242V212H241ZM171 214H172V213H171ZM214 214H215V213H214ZM239 214H240V213H239ZM259 214H260V212H259ZM215 215H217V214H215ZM229 215H230V214H229ZM245 215H246V214H245ZM248 215H249V214H248ZM257 215H258V214H257ZM261 215H262V214H261ZM26 216H27V215H26ZM33 216H34V215H33ZM221 216H222V215H221ZM235 216H236V215H235ZM240 216H241V215H240ZM246 216H247V215H246ZM246 216H245V217H246ZM251 216H253V215H251ZM251 216H250V217H251ZM259 216H260V215H259ZM262 216H263V215H262ZM30 217H31V216H30ZM242 217H244V216H242ZM10 218H11V217H10ZM15 218H16V217H15ZM33 218H34V217H33ZM38 218H39V217H38ZM218 218H219V217H218ZM222 218H223V217H222ZM234 218H235V217H234ZM238 218H239V217H238ZM260 218H261V217H260ZM166 219H167V218H166ZM228 219H229V217H228ZM241 219H242V218H241ZM32 220H33V219H32ZM215 220H217V219H215ZM232 220H233V219H232ZM238 220H239V219H238ZM242 220H243V219H242ZM249 220H251V219H249ZM258 220H259V219H258ZM258 220H257V223H260V222H258ZM9 221H12V220H9ZM25 221H26V220H25ZM161 221H162V220H161ZM220 221H222V220H220ZM228 221H229V220H228ZM240 221H241V220H240ZM247 221H248V220H247ZM259 221H260V220H259ZM28 222H29V221H28ZM224 222H225V221H224ZM235 222H236V219H235ZM237 222H238V224L240 223L239 221H237ZM237 222H236V223H237ZM241 222H242V221H241ZM245 222H246V220H245ZM31 223H32V222H31ZM33 223H34V222H33ZM35 223H36V222H35ZM242 223H243V222H242ZM242 223H241V224H242ZM246 223H247V222H246ZM253 223H254V222H253ZM47 224H48V223H47ZM164 224H165V223H164ZM166 224H167V223H166ZM238 224H237V225H238ZM243 224H244V223H243ZM243 224H242V226L245 227V225H243ZM263 224H264V223H262L261 226H262ZM13 225H14V224H13ZM162 225H163V224H162ZM174 225H175V224H174ZM230 225H231V224H230ZM233 225H234V226H233ZM235 225H236V224H233V223H232L231 226L235 227ZM253 225H254V224H253ZM163 226H164V225H163ZM221 226H222V225H221ZM239 226H240V224L238 225V227H239ZM233 227H232V228H233ZM258 227H259V226H258ZM9 228H10V227H9ZM118 228H119V227H118ZM221 228H222V227H221ZM229 228H230V227H228V229H229ZM236 228H237V227H236ZM236 228H235V229H236ZM239 228H240V227H239ZM239 228H237V230H238ZM245 228H246V227H245ZM259 228H260V227H259ZM119 229H121V228H119ZM119 229H118V230H119ZM156 229H157V228H156ZM199 229H200V228H199ZM199 229H197V230H199ZM201 229H202V228H201ZM240 229H241V228H240ZM240 229H239V230H240ZM255 229H256V228H255ZM194 230H195V229H194ZM230 230H231V229H230ZM237 230H235V231H237ZM243 230H244V229H243ZM259 230H260V229H259ZM25 231H26V230H25ZM102 231H103V230H102ZM157 231H158V230H157ZM167 231H168V230H167ZM225 231H226V230H225ZM247 231H248V230H247ZM254 231H255V230H254ZM263 231H264V230H263ZM113 232H115V231H113ZM223 232H224V231H223ZM227 232L230 233L229 230H228ZM231 232H232V230H231ZM240 232H241V231H240ZM250 232H251V230H250ZM256 232H257V231H256ZM19 233H20V232H19ZM23 233H24V231H23ZM122 233H123V232H122ZM166 233H167V232H166ZM221 233H222V232H221ZM237 233H238V232H237ZM245 233H246V232H245ZM248 233H249V231H248ZM4 234H5V233H4ZM21 234H22V233H21ZM108 234H109V233H108ZM111 234H112V233H111ZM197 234H198V232H197ZM216 234H217V233H216ZM227 234H228V233H227ZM233 234H234V233H233ZM233 234H232V236H233ZM242 234H243V232H242ZM251 234H252V233H251ZM13 235H14V234H13ZM95 235H96V234H95ZM122 235H124V234H122ZM132 235H133V234H132ZM137 235H138V234H137ZM146 235H147V234H146ZM212 235H213V234H212ZM214 235H215V234H214ZM214 235H213V236H214ZM223 235H226V233L223 234ZM234 235H235V234H234ZM255 235H256V234H255ZM262 235H263V234H262ZM262 235H261V236H262ZM23 236H24V235H23ZM27 236H28V235H27ZM91 236H92V235H91ZM118 236H119V235H118ZM120 236H121V235H120ZM130 236H131V235H129V238H128V239H130ZM133 236H134V235H133ZM246 236H248V235H246ZM251 236H252V235H251ZM259 236H260V235L258 234L257 237H259ZM11 237H12V236H11ZM131 237H132V236H131ZM253 237H254V236H253ZM257 237H256V238H257ZM124 238H125V237H124ZM134 238H135V237H134ZM136 238H137V237H136ZM223 238H224V237H223ZM234 238H235V237H234ZM236 238H237V237H236ZM240 238H241V236H240ZM242 238H243V237H242ZM251 238H252V237H251ZM256 238L254 237V239H256ZM261 238H262V237H261ZM263 238H264V237H263ZM263 238H262V239H263ZM0 239H1V238H0ZM4 239H5V238H4ZM10 239H11V238H10ZM93 239H94V238H93ZM93 239H92V240H93ZM119 239H122V238L119 237ZM168 239H169V238H168ZM215 239H216V238H215ZM217 239H218V238H217ZM217 239H216V240H217ZM221 239H222V238H221ZM224 239H225V238H224ZM246 239H247V238H245V240H246ZM210 240H211V238H210ZM227 240H228V239H227ZM249 240H251V239L249 238ZM143 241H144V240H143ZM211 241H212V240H211ZM222 241H223V240H222ZM233 241H234V240H233ZM258 241H259V240H258ZM258 241H256V242H258ZM260 241H261V240H260ZM84 242H85V241H84ZM84 242H83V244H84ZM128 242H129V241H128ZM146 242H147V241H146ZM215 242H216V241H215ZM218 242H219V241H218ZM218 242H217V243H218ZM240 242H241V241H240ZM253 242H254V240H253ZM263 242H264V240H263ZM3 243H4L3 246L0 248V257H1L2 254H5V253H3L4 250H8V248H9L10 246H13V245H12L13 242L9 241V239H6ZM26 243H27V242H26ZM81 243H82V242H81ZM118 243H119V242H118ZM147 243H148V242H147ZM149 243H150V242H149ZM194 243H195V241H194ZM197 243H198V242H197ZM210 243H211V242H210ZM244 243H245V242H244ZM250 243H251V242H250ZM259 243H262V242H258V243H257L258 248H259V246H260ZM98 244H99V243H98ZM136 244H137V243H136ZM141 244H142V243H141ZM151 244H152V243H151ZM153 244H154V243H153ZM153 244H152V245H153ZM156 244H157V243H156ZM220 244H221V243H220ZM238 244H239V243H238ZM246 244H248V243H246ZM253 244H255V243H253ZM253 244H252V246H256V245H253ZM101 245H102V244H101ZM130 245H131V244H130ZM195 245H196V244H195ZM211 245H212V244H211ZM222 245H224V243H223ZM235 245H236V244H235ZM262 245H263V243H262ZM262 245H261V246H262ZM81 246H82V245H81ZM138 246H139V245H138ZM147 246H148V245H147ZM157 246H158V245H157ZM157 246H156V247H157ZM192 246H193V245H192ZM197 246H198V245H197ZM197 246H196V247H197ZM203 246H204V245H203ZM205 246H206V245H205ZM205 246H204V247H205ZM217 246H218V245H217ZM220 246H221V245H220ZM229 246H230V245H229ZM243 246H244V245H243ZM249 246H250V245H248V247H249ZM252 246H251L250 248H253V250H254V252H255V249H254V247H252ZM61 247H62V246H61ZM101 247H102V246H101ZM198 247H199V246H198ZM198 247H197V248H198ZM232 247H233V246H232ZM248 247H246L247 250L249 249ZM96 248H97V247H96ZM120 248H121V247H120ZM149 248H151V247H149ZM149 248H148V249H149ZM172 248H173V247H172ZM174 248H175V246H174ZM174 248H173V249H174ZM177 248H178V247H177ZM200 248H202V247L200 246ZM217 248H218V247H217ZM220 248H221V247H220ZM223 248H224V247H223ZM239 248H240V247H239ZM239 248H238V249H239ZM243 248H244V247H243ZM255 248H256V247H255ZM260 248H261V247H260ZM263 248H264V247H262V251H264ZM20 249H21V248H20ZM106 249H107V248H106ZM152 249H153V248H152ZM193 249H194V248H193ZM205 249H206V248H205ZM212 249H213V248H212ZM224 249H225V248H224ZM235 249H236V247H235L234 249H232V251H234ZM13 250H14V249H13ZM127 250H129V249H127ZM132 250H133V249H132ZM176 250H177V249H176ZM201 250H202V249H201ZM203 250H204V249H203ZM214 250H215V249H214ZM214 250H213V253H214ZM227 250H228V249H227ZM227 250L225 251V253L227 252ZM239 250H240V249H239ZM243 250H245V249H243ZM243 250H242V248H241V251H243ZM251 250H252V249H251ZM258 250H259V249H258ZM258 250H256V251H258ZM8 251H9V250H8ZM96 251H97V250H96ZM102 251H103V250H102ZM174 251H175V250H174ZM174 251H173V252H174ZM190 251L193 252L192 250H190ZM215 251H216V250H215ZM220 251H221V250H220ZM260 251H261V250H259V252H257V253H261ZM86 252H87V251H86ZM100 252H101V251H100ZM123 252H124V251H123ZM123 252H122V253H123ZM125 252H126V250H125ZM131 252H132V251H131ZM131 252H130V253H131ZM133 252H134V251H133ZM133 252H132V253H133ZM147 252H148V251H147ZM177 252H179V251H177ZM195 252H196V250H195ZM228 252H229V250H228ZM236 252H237V250L234 252V254H235ZM247 252H248V251H247ZM247 252H246V254L249 255V253H247ZM96 253H97V252H96ZM102 253H103V252H102ZM126 253H127V252H126ZM126 253H125V254H126ZM170 253H171V252H170ZM181 253H183V252H181ZM203 253H204V252H203ZM205 253H206V252H205ZM229 253H231V252H229ZM240 253L243 255V253L239 251V253L237 254V256H238ZM257 253H254V255L257 254ZM262 253H263V252H262ZM99 254H100V253H99ZM138 254H139V253H138ZM149 254H151V253H149ZM171 254H172V253H171ZM175 254H177V253H175ZM187 254H188V253H187ZM231 254H232V253H231ZM244 254H245V253H244ZM127 255H128V254H127ZM145 255H146V254H145ZM172 255H174V254H172ZM178 255H179V258H180V254H178ZM183 255H184V254H183ZM183 255H182V257H183ZM211 255H214V254H211ZM229 255H230V254H229ZM229 255H228V253H227V257L225 256V257H226L225 259H228V256H229ZM232 255H233V254H232ZM250 255H251L252 257H254L251 253H250ZM259 255H260V254H259ZM263 255H264V253H263ZM263 255H261V256H263ZM128 256H129V255H128ZM128 256H127V257H128ZM139 256H140V255H139ZM184 256H185V255H184ZM189 256H190V255H189ZM235 256H236V254H235ZM237 256H236V257H237ZM244 256H245V255H244ZM244 256H241V255H240L239 258H242V257H244ZM246 256H247V255H246ZM99 257H101V256H99ZM105 257H106V256H105ZM112 257H113V256H112ZM119 257H120V256H119ZM123 257H124V256H123ZM131 257H132V255H131ZM135 257H136V256H135ZM147 257H148V256H147ZM171 257H172V256H171ZM171 257H170V258H171ZM176 257H177V256H176ZM199 257H200V256H199ZM212 257H213V256H212ZM248 257H249V256H248ZM255 257H257V256H255ZM263 257H264V256H263ZM263 257H262V259H263ZM69 258H70V257H69ZM82 258H83V257H82ZM120 258H121V257H120ZM142 258H143V256H141V259H142ZM165 258H166V257H165ZM173 258H174V256H173ZM201 258H202V257H201ZM223 258H224V257H223ZM245 258H246V257H245ZM65 259H66V258H65ZM141 259H140V260H141ZM143 259H144V258H143ZM147 259H148V258H147ZM162 259H163V258H162ZM166 259H167V258H166ZM203 259H204V258H203ZM229 259H230V258H229ZM229 259H228V260H229ZM231 259H232V258H231ZM247 259H248V258H247ZM249 259H251V257H250ZM253 259H254V258H253ZM253 259H252V261H253ZM262 259L260 258V260H262ZM67 260H68V259H67ZM81 260H82V259H81ZM87 260H89V259H87ZM113 260H114V258H113ZM126 260H127V259H126ZM130 260H131V259H130ZM159 260H160V259H159ZM170 260H171V259H170ZM175 260H176V258H175ZM179 260H180V259H179ZM190 260H191V259H190ZM199 260H200V259H199ZM209 260H210V257H209ZM213 260H215V259H213ZM217 260H218V259H217ZM234 260H236V259H234ZM234 260H233V261H234ZM243 260H244V259H243ZM257 260H258V259H257ZM257 260H256V261H257ZM69 261H70V260H69ZM92 261H93V260H92ZM97 261H98V260H97ZM116 261H117V260H116ZM136 261H137V260H136ZM180 261H181V260H180ZM180 261H178V262L181 263ZM194 261H195V260H194ZM204 261H205V259H204ZM206 261H207V260H206ZM210 261H211V260H210ZM245 261H246V260H245ZM245 261H244V262H245ZM80 262H81V261H80ZM94 262H95V261H94ZM107 262H108V261H107ZM110 262H111V261H110ZM113 262H114V261H113ZM117 262H118V261H117ZM131 262H132V261H131ZM134 262H135V260H134ZM160 262H161V261H160ZM163 262H165V261H163ZM184 262H185V261H184ZM192 262H193V261H192ZM198 262H199V261H198ZM202 262H203V261H202ZM216 262H217V261H216ZM230 262H231V261H230ZM234 262H235V261H234ZM234 262H232V264H234ZM237 262H238V261H237ZM263 262H264V261H263ZM84 263H85V262H84ZM88 263H89V262H88ZM95 263H97V262H95ZM125 263H126V262H125ZM148 263H149V262H148ZM154 263H155V262H154ZM156 263H157V262H156ZM166 263H167V262H166ZM166 263H165V264H166ZM169 263H170V262H169ZM169 263H168V264H169ZM176 263H177V260H176ZM179 263H177V264H179ZM188 263H189V261L187 262V264H188ZM242 263H243V262H242ZM250 263H252V262H250ZM75 264H76V263H75ZM89 264H90V263H89ZM97 264H98V263H97ZM104 264H105V263H104ZM108 264H110V263H108ZM113 264H115V263H113ZM116 264H117V263H116ZM128 264H130V263L128 262ZM135 264H139V263H135ZM150 264H152V263H150ZM158 264H159V262H158ZM160 264H161V263H160ZM162 264H163V263H162ZM171 264H172V263H171ZM173 264H175V263H173ZM183 264H184V263H183ZM185 264H186V263H185ZM190 264H191V263H190ZM197 264H198V263H197ZM199 264H200V263H199ZM201 264H203V263H201ZM212 264H213V263H212ZM218 264H219V263H218ZM220 264H221V263H220ZM222 264H223V262H222ZM224 264H225V263H224ZM226 264H227V263H226ZM229 264H230V263H229ZM235 264H236V263H235ZM262 264H263V263H262Z\"/></svg>","mask_w":264,"mask_h":264}]
</instances>
